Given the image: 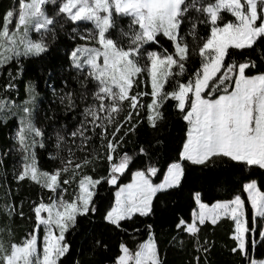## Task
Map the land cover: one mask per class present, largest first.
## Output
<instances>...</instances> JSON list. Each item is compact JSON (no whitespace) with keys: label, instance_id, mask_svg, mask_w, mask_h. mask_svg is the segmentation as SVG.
Segmentation results:
<instances>
[{"label":"snow or ice","instance_id":"snow-or-ice-1","mask_svg":"<svg viewBox=\"0 0 264 264\" xmlns=\"http://www.w3.org/2000/svg\"><path fill=\"white\" fill-rule=\"evenodd\" d=\"M33 30L38 39L30 35ZM60 32L74 42L61 71L74 73L76 87L63 79L58 88L48 72L45 85L66 118L56 124V109L49 105L50 116L41 109L34 82H28L22 104L14 103L11 93L19 96L24 59L47 54ZM5 70L0 120L19 115L11 151L20 160L13 165V179L18 187L35 182L49 195L48 202L43 197L31 202V228L22 240L0 237V264H64L71 253L67 235L81 217L96 215V197L105 185L113 187L114 200L102 220L127 232L129 222L154 215L155 199L182 187L189 166L211 172L235 162L241 172L264 170V0H20L18 9L5 12L0 27V76ZM168 107L186 121V138L157 183L153 177L161 169L151 144L139 145L133 154L124 145L142 124L162 134ZM46 121L54 122L52 133ZM53 137L56 163L53 170H42L38 150H47ZM7 155L0 152V166ZM136 160L144 163L131 183L121 184ZM101 165L103 174L97 171ZM72 185L66 198V186ZM195 202L198 211L190 220L179 218L175 227L197 238V252L210 250L198 239L200 226L227 217L234 225L230 251L242 264H264L253 258L257 246L264 247V191L256 179L242 183L231 199L209 206L197 192ZM23 203L2 206L13 222L25 219ZM145 231L147 239L135 250L121 240L110 264H166L154 225L146 224ZM107 248L103 239L92 241L93 253ZM194 260L201 264L200 255Z\"/></svg>","mask_w":264,"mask_h":264},{"label":"trees","instance_id":"trees-1","mask_svg":"<svg viewBox=\"0 0 264 264\" xmlns=\"http://www.w3.org/2000/svg\"><path fill=\"white\" fill-rule=\"evenodd\" d=\"M20 0H0V27H2V19L5 12L12 8H17ZM28 2V0H25ZM51 9V5L47 6ZM229 18L233 19L230 17ZM203 34V33H202ZM34 39H38L39 34H30ZM74 47V42L64 33L60 32L57 39L51 44L47 54H42L39 57H29L24 59L23 73L18 77L19 82V96L11 93L14 103L22 104L27 98L26 86L28 82H34L37 90L41 93L39 103L43 111H49V105L57 111L56 124L64 122L62 110L59 105L53 103L50 89L45 85V81L49 80L48 72H53V79L55 85L59 88L62 86V80L68 79L71 81V76L74 73L61 71L67 69L69 53ZM253 58L258 59L259 53H254ZM198 65L199 58H194ZM8 67H15L13 64ZM191 68L192 66H187ZM7 80V71L0 76V96H6L2 85ZM73 87H76L75 82L71 81ZM143 87V85H142ZM167 87V85H166ZM150 88V85H149ZM41 112V117L43 116ZM168 116L167 123L164 126L163 132H154L146 124H142L138 129V135L133 136L129 142L124 145V151L129 154L135 153L139 145L148 147L152 146L154 157L158 160V166L161 172L153 177L154 182H161L163 173L166 171L167 165L174 162L178 158V150L182 148V142L186 138V121H183L177 115V109L168 107L166 110ZM123 115V113L121 114ZM52 121H46V131L53 132ZM19 126V115L10 116L5 123L0 120V152L7 151L8 155L4 157V163L0 166V232L6 242L11 238L17 241L22 240L31 228V221L27 219L30 215V204L33 201H39L41 197L48 202V190L42 189L35 182L25 181L17 186V181L13 179L12 169L13 165L18 164L20 160L19 153L11 151L16 145L13 137L14 132ZM156 139H162L163 145H156ZM53 137L48 141V149L38 150V167L42 170H53L56 161L52 159L54 155ZM102 153V149H100ZM67 155V153H65ZM144 163L142 160H136L131 165L130 170L126 171L121 177L120 183L127 184L131 181L133 173L141 167ZM235 162H233L234 164ZM233 164H224L209 172L207 169H201L199 166H189L186 168V178L182 187L178 190L172 191L168 195L160 196L154 200V215L150 217H139L135 224L131 222L127 225L128 231L121 232L109 227L103 220L102 215L110 203L114 200V189L112 186L105 185L99 191L96 197L98 212L92 218L81 217L79 227L67 235V239L71 244V253L64 258V264H74V259L79 253V264H110V261L117 256L119 251V243L124 240L130 249L135 250L138 243L147 239L145 225L150 223L155 227V232L159 239L161 249L166 250V264H195L194 257L201 256V264L206 260L208 264H242L241 259L236 254L230 251L232 247V231L234 225L232 221L227 218H221L216 225L206 222L205 225L200 226L201 230L198 234V239L201 244L209 246V252H197V238L189 236L187 233H178L175 225L179 218L183 217L190 220L191 214L195 209L194 197L197 192L201 193V198L204 203L209 205L216 203L219 200L231 199L240 192L242 183L249 182L250 179H256L258 187L264 191V170H255L254 172H241L238 167ZM97 171L104 173V167L98 166ZM5 173H7L5 178ZM69 187V192L65 193V197L71 196L72 189L75 185ZM243 197L246 198L245 193ZM15 201L17 205L23 201V209L26 214L25 219L21 220L19 217L15 222L8 216L4 207L5 204ZM249 210L250 206L247 205ZM139 228L140 232H135L134 229ZM9 231L14 234L9 237ZM135 237V239H133ZM173 237H176L173 240ZM103 239L108 245L105 249H96L92 251V241L94 239ZM254 259H264V247L257 246L254 252Z\"/></svg>","mask_w":264,"mask_h":264},{"label":"rangeland","instance_id":"rangeland-1","mask_svg":"<svg viewBox=\"0 0 264 264\" xmlns=\"http://www.w3.org/2000/svg\"><path fill=\"white\" fill-rule=\"evenodd\" d=\"M28 2H29V0H28ZM233 19H234V18H233ZM32 32L35 33L34 30H33ZM32 32H31V33H32ZM31 33H30V34H31ZM17 128H18V127H17ZM16 131H17V129H16L15 132H14V136H15ZM14 141H15V140H14ZM15 143H17V142L15 141ZM131 180H132V178H131ZM129 183H131V181H130ZM245 195L247 196V193H245ZM194 201H195V197H194ZM209 206H211V205H209ZM249 206H250V203H249ZM194 211H198V205L196 204V202H195V209H194ZM194 211H193V212H194ZM193 212H192V213H193ZM191 215H192V214H191ZM41 240H42V237H41ZM263 260H264V259H263Z\"/></svg>","mask_w":264,"mask_h":264},{"label":"crops","instance_id":"crops-1","mask_svg":"<svg viewBox=\"0 0 264 264\" xmlns=\"http://www.w3.org/2000/svg\"><path fill=\"white\" fill-rule=\"evenodd\" d=\"M222 218H224V217H222ZM207 222L211 223L210 221H207Z\"/></svg>","mask_w":264,"mask_h":264}]
</instances>
